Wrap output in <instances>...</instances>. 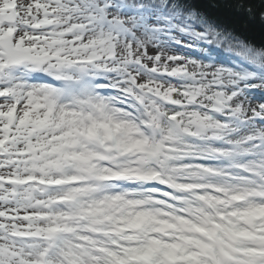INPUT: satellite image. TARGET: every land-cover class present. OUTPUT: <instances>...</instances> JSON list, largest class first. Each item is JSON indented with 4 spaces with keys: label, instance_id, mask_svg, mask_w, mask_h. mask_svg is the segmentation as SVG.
Listing matches in <instances>:
<instances>
[{
    "label": "snow or ice",
    "instance_id": "6c2138e0",
    "mask_svg": "<svg viewBox=\"0 0 264 264\" xmlns=\"http://www.w3.org/2000/svg\"><path fill=\"white\" fill-rule=\"evenodd\" d=\"M215 9L0 0V264H264V41Z\"/></svg>",
    "mask_w": 264,
    "mask_h": 264
},
{
    "label": "trees",
    "instance_id": "16d2710c",
    "mask_svg": "<svg viewBox=\"0 0 264 264\" xmlns=\"http://www.w3.org/2000/svg\"><path fill=\"white\" fill-rule=\"evenodd\" d=\"M243 2L253 8L251 14L243 9H237L233 5V0H208V3L216 5L215 12L223 23L236 29L240 35L249 40L257 43L264 41V21L259 16L264 5L260 0H243Z\"/></svg>",
    "mask_w": 264,
    "mask_h": 264
}]
</instances>
